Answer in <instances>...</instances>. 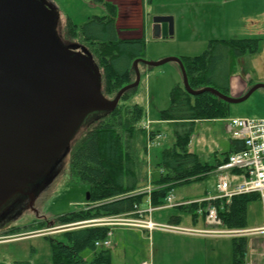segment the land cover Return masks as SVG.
I'll return each instance as SVG.
<instances>
[{
  "label": "rangeland",
  "instance_id": "obj_1",
  "mask_svg": "<svg viewBox=\"0 0 264 264\" xmlns=\"http://www.w3.org/2000/svg\"><path fill=\"white\" fill-rule=\"evenodd\" d=\"M85 1L48 0L58 13L57 30L62 40L65 43H77L90 51L83 41L73 39L66 34V16H70L76 23H83L89 15L102 14L101 10L87 6ZM202 4L199 1L196 7H186L179 13L177 34L186 37L196 34L200 39L199 42L191 43V45L186 44L184 41L176 40V37L173 38V36L171 38L155 37L152 29L155 14L150 11L148 22L151 25V31L146 41L145 56L141 58L156 62L168 57L202 54L208 48L209 43L216 39L212 37L218 35L217 32L220 33L221 31L217 20H220L223 12H228L225 8L224 11L218 10L217 7L209 9V5ZM231 5H234V8ZM231 5L228 10L242 13L247 12L244 13L247 15L250 6H253L254 9H256V5H260V7L264 6V0H239L238 2L231 3ZM174 67H179L174 61L153 66L140 62L139 85L127 99H121L118 104L138 103L141 105L144 108V115L140 121L142 127H149L151 131H160L162 134L159 138V144L150 145L147 151H144L142 148L139 151V156L143 163L141 171L144 177L141 183L144 184V187L136 191V193L146 192L148 194L154 189L152 179L154 178L153 176L158 175L157 163L161 158V153L163 149L172 146L175 141L172 125L160 119L161 110L167 109L171 105L173 87L178 82L181 85L183 83L182 74L176 73ZM230 68V81H233L235 86L241 89L245 85L247 86V89H244L245 91L240 95H244L256 84H264V44L255 53H247L243 56H234L232 54ZM99 70L103 73L100 66ZM230 94L234 95L231 91ZM108 98L112 99V97ZM229 109V116L226 118L196 122L189 147L191 151L199 154L203 160L214 163L216 159L222 158L226 153L231 151L233 138L227 128L229 118L264 117V86L257 88L246 100L231 103ZM103 116L104 112L98 111L90 113L86 117L71 139L68 149H65L66 152L64 151L62 156L57 158L53 166L44 175L43 181H39L41 185L34 191L32 205L28 203L26 207L15 214V216L17 215L16 217L0 220V242H4L0 244V264H53L51 238L61 239L64 231L82 226H91L90 224L94 223L92 219L104 217L98 216L69 224H58L56 222L57 217L66 212L98 204V202L86 203L89 184L78 181L71 174L70 158L72 148L76 142L82 140L86 132L96 125L98 120ZM218 177V173L212 172L202 180L177 184L170 193L174 195L178 204L184 203V200L193 202L204 199L217 192L216 182L218 181ZM258 205V201L251 202L249 218H252L254 215L256 218L264 219V213H259ZM151 206L152 208H150ZM134 214H138L137 216L142 214L141 217L144 221L152 220L159 224H174L188 228L206 226L203 221L194 224L190 212L177 207V204L171 205L167 203L166 199L163 204L157 206L145 202L137 210L120 215L121 217L133 218ZM176 214L183 216L182 221L180 223L169 222V217ZM90 220L92 221L90 222ZM110 227H112V234L110 236L112 244L108 248L112 253V264H142L147 259L146 254L150 251L151 245H153L152 253L154 254L155 264H159V261L163 264L162 259L165 258V264H175V257H178L182 264H192L194 261L190 252L193 250L197 252L198 259H200L199 264H208L205 261V257H207L206 255L209 252L205 251V249L210 250L209 244L211 242L207 240L206 242L198 238L196 243L189 244L188 241L186 244H180L178 238L167 234L170 231L163 228L150 230L138 224L114 225ZM180 234L193 235L188 233ZM165 235H169L170 238L164 240L165 246L159 249L160 243L158 244V241ZM229 241L231 239L212 240L215 243V248L217 246L225 248L226 245H229ZM83 255L85 258L90 259L92 258V251L86 250L83 252Z\"/></svg>",
  "mask_w": 264,
  "mask_h": 264
},
{
  "label": "trees",
  "instance_id": "obj_2",
  "mask_svg": "<svg viewBox=\"0 0 264 264\" xmlns=\"http://www.w3.org/2000/svg\"><path fill=\"white\" fill-rule=\"evenodd\" d=\"M94 1L103 3L108 14L89 16L79 24L66 16V34L87 45L103 70V93L114 98L122 87L136 79L133 62L145 56L146 42L144 38H119L117 7L104 0ZM259 48V38L214 39L202 54L181 56V59L193 89L213 87L230 94L232 54L243 56L255 53ZM134 90L125 92L121 99H127ZM229 107L230 103L209 91L191 94L184 82L173 87L171 105L161 110L160 119L172 125L175 141L172 146L163 149L157 163L158 175L153 176L154 189L150 192L152 205L163 204L177 184L199 181L214 173L219 165L227 161L231 152L243 148L241 141L232 140L231 151L214 163L203 160L190 150L196 122L226 118ZM143 115L144 108L138 103L118 105L116 109L104 112L96 125L76 142L70 158L71 174L78 181L89 184L90 198L86 201L98 204L66 212L57 217L58 224L133 212L144 205L148 194L136 193L144 187L139 151H147L148 132L140 124ZM158 132L153 130L152 137ZM258 200L257 193H247L233 195L229 200L225 197L193 202L184 200L177 207L190 212L196 224L205 222L208 209L215 205L224 227L245 228L249 226V205ZM182 219L181 214H176L168 221L180 223ZM110 231V226H82L64 231L61 239L51 238L52 263L112 264L110 249L96 246V242L106 239ZM232 241L234 264H243L248 239L234 237ZM86 250L92 251V258H85L83 252Z\"/></svg>",
  "mask_w": 264,
  "mask_h": 264
},
{
  "label": "water",
  "instance_id": "obj_3",
  "mask_svg": "<svg viewBox=\"0 0 264 264\" xmlns=\"http://www.w3.org/2000/svg\"><path fill=\"white\" fill-rule=\"evenodd\" d=\"M58 19L48 0H0V209L17 195L27 196L32 205L39 181L66 152L86 117L116 109L122 95L139 85L140 62L174 61L187 91H209L230 104L264 86L256 84L240 96L213 87L193 89L180 57L156 62L140 57L133 62L135 81L111 99L103 93L102 73L91 51L65 43ZM153 24L155 37L174 35L172 15H155Z\"/></svg>",
  "mask_w": 264,
  "mask_h": 264
},
{
  "label": "crops",
  "instance_id": "obj_4",
  "mask_svg": "<svg viewBox=\"0 0 264 264\" xmlns=\"http://www.w3.org/2000/svg\"><path fill=\"white\" fill-rule=\"evenodd\" d=\"M104 1L112 3L117 7L116 24H117L119 38L121 39L144 38L146 42L148 40V34L151 31V25H149L148 22V15L149 12L151 11L155 15H172L174 17L175 26H174L173 38L176 37V40L184 41L186 44L189 45H191V43L199 42L200 39L198 35L193 34V35H188V37L183 35L181 36L177 34V29L179 27L178 26L179 13H181V10H183L186 7L188 8L192 6L196 7L199 1H201V3L209 5V9L213 7H217L218 10L220 9L224 11L225 8V10L228 11V12H223L221 14L220 20H217V23L221 27V31L220 33L217 32L218 35L213 36L212 38H216V39L259 38L260 46L264 44V6L263 5L261 7L260 5H256V9H254L253 6H250L248 14L246 15L244 13L247 12L242 13V12H235L234 10H228L230 9L231 3L238 2L239 0H104ZM85 2L87 6L94 7L102 11V14H96V15L103 16L108 14V10L106 9L103 3H98L92 0H86ZM231 7L234 8V5H231ZM224 19L225 22L223 23ZM169 37L171 38L172 36ZM174 70L176 73L177 72L181 73L180 67L177 68L174 67ZM230 87H231V92L237 96L242 94L245 91L244 89H247L246 85L242 89L238 88V86H235L233 81H230ZM227 174L232 183L237 182L241 176L239 172H234V171H229L227 172ZM258 202H259L258 205L259 213L261 212L264 213V208L262 206V203L260 202V200H258ZM248 220H249L248 227L250 228L262 227L264 225V219H260L259 217L256 218L254 217V215L252 216V218L251 217L249 218V213H248ZM167 234L173 235L175 236V238H178L180 240V244H186L188 243V241L189 244H192L193 242L196 243L198 241V238H201L202 240L205 241L207 240L211 242L209 244L210 250L205 249V251L209 252V254L206 255L207 257H205V261L208 264H214V263L234 264L233 241H232L233 238L231 237L184 235L180 233H171V232ZM167 238H170L169 235L163 236L158 241V244L160 243L159 249L165 246L164 240H166ZM222 239L223 240L231 239V241H229V245H226L225 248L219 246L215 248L214 247L215 243H213L212 240L219 241ZM247 239H248V248L243 264H264V232L257 233L254 235H249L247 236ZM2 243L4 242H0V244ZM152 247L153 245H151L150 251L146 254L147 259L144 260L143 262H147L149 264H155L154 254L152 253L153 251ZM190 255H192V259L194 261L192 262V264H199L200 259H198L197 252L193 250L190 252ZM162 260H163L162 261L163 264H165L166 258ZM174 262L175 264H182L181 260L178 257H175ZM159 264H161L160 261Z\"/></svg>",
  "mask_w": 264,
  "mask_h": 264
},
{
  "label": "built area",
  "instance_id": "obj_5",
  "mask_svg": "<svg viewBox=\"0 0 264 264\" xmlns=\"http://www.w3.org/2000/svg\"><path fill=\"white\" fill-rule=\"evenodd\" d=\"M228 121L227 128L232 134L233 140L241 141L244 146L242 149L230 153L227 161L219 165L216 169V173H218L219 176L217 183L218 193L209 198L217 199L225 197L229 200L233 195L257 193L264 208V117H231ZM160 137L161 134L155 137L149 135L148 146L158 144ZM234 170L241 171L239 172L241 176L237 182L232 183L227 172ZM166 201L171 205L178 204L173 194H169ZM150 202V197L148 196L147 203L151 205ZM150 208H152V206ZM137 215L134 214L133 218L121 217L120 214L108 215L99 219H92L94 223L90 225L114 226L138 224L150 230L163 228L174 233L224 237H244L264 232V225L262 227L253 228L224 227L218 216V209L215 205L208 209L205 219L206 226L204 228H188L174 224H159L152 220L144 221L141 217L142 214L139 216ZM92 220H90V222ZM111 234L112 231L109 232L106 239L97 241L96 246L108 247L111 245ZM142 264L149 263L143 262Z\"/></svg>",
  "mask_w": 264,
  "mask_h": 264
},
{
  "label": "flooded vegetation",
  "instance_id": "obj_6",
  "mask_svg": "<svg viewBox=\"0 0 264 264\" xmlns=\"http://www.w3.org/2000/svg\"><path fill=\"white\" fill-rule=\"evenodd\" d=\"M32 189L31 186L26 188V192ZM29 203V199L25 195H17L13 199L9 200L6 204H4L0 209V220L3 218H12L15 214L26 207Z\"/></svg>",
  "mask_w": 264,
  "mask_h": 264
},
{
  "label": "bare ground",
  "instance_id": "obj_7",
  "mask_svg": "<svg viewBox=\"0 0 264 264\" xmlns=\"http://www.w3.org/2000/svg\"><path fill=\"white\" fill-rule=\"evenodd\" d=\"M122 98V97H121Z\"/></svg>",
  "mask_w": 264,
  "mask_h": 264
}]
</instances>
